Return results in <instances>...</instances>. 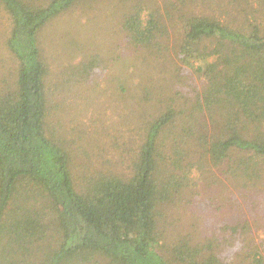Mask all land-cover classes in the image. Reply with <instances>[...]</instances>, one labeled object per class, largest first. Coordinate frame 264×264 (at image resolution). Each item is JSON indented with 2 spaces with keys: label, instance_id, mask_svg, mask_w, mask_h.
<instances>
[{
  "label": "trees",
  "instance_id": "obj_1",
  "mask_svg": "<svg viewBox=\"0 0 264 264\" xmlns=\"http://www.w3.org/2000/svg\"><path fill=\"white\" fill-rule=\"evenodd\" d=\"M95 1L0 0L12 59L0 80V264H226L219 238L169 240L165 221L170 207L186 210L187 193L213 169L243 192L264 177V0H214L215 9L231 5L223 19L201 0L125 7L120 27L131 47L197 76L198 89L183 99L194 128L158 144L179 121L168 108L144 130L128 170L102 160L78 176L69 138L50 124L37 34ZM245 258L264 264L258 250Z\"/></svg>",
  "mask_w": 264,
  "mask_h": 264
},
{
  "label": "rangeland",
  "instance_id": "obj_2",
  "mask_svg": "<svg viewBox=\"0 0 264 264\" xmlns=\"http://www.w3.org/2000/svg\"><path fill=\"white\" fill-rule=\"evenodd\" d=\"M137 1L163 8L179 0ZM134 2L97 0L89 3L91 10L68 9L37 34L48 64L50 124L69 138L70 166L78 176L102 160H111L110 169L128 170L144 130L168 108L177 109L179 121L163 131L158 144L178 140L179 128H194L186 118L190 108L183 99L184 92L198 89V78L177 73L180 69L173 71L169 61L129 45L120 23L125 7ZM201 2L206 13L222 19L232 15L230 3L215 9L214 0ZM7 26L0 11V80L8 77L12 66L5 47ZM168 56L172 57L171 50L165 59ZM185 122L188 125L182 128ZM212 172L209 181L187 193L185 211L169 208L172 214L165 221L169 240L189 235L199 241L214 235L224 242L220 247L218 243V250L226 264H254L245 256L254 250L264 256V177L243 192L221 175L222 170Z\"/></svg>",
  "mask_w": 264,
  "mask_h": 264
}]
</instances>
